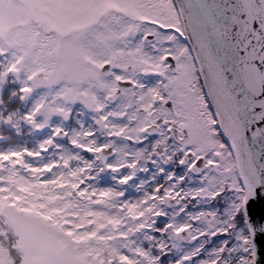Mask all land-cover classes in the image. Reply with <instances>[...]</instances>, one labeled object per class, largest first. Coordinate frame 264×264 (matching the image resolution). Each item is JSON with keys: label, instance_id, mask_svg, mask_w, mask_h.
<instances>
[{"label": "snow or ice", "instance_id": "obj_1", "mask_svg": "<svg viewBox=\"0 0 264 264\" xmlns=\"http://www.w3.org/2000/svg\"><path fill=\"white\" fill-rule=\"evenodd\" d=\"M0 129V264H264V0H0Z\"/></svg>", "mask_w": 264, "mask_h": 264}, {"label": "flooded vegetation", "instance_id": "obj_2", "mask_svg": "<svg viewBox=\"0 0 264 264\" xmlns=\"http://www.w3.org/2000/svg\"><path fill=\"white\" fill-rule=\"evenodd\" d=\"M0 133H3L5 135H7V130L6 129H0ZM25 139H27V137H25ZM30 145L31 143H33L32 141H29Z\"/></svg>", "mask_w": 264, "mask_h": 264}]
</instances>
